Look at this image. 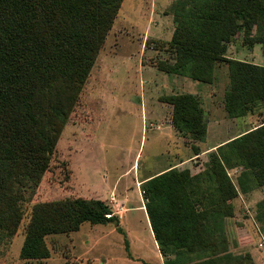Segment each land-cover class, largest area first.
Masks as SVG:
<instances>
[{"label":"trees","instance_id":"1","mask_svg":"<svg viewBox=\"0 0 264 264\" xmlns=\"http://www.w3.org/2000/svg\"><path fill=\"white\" fill-rule=\"evenodd\" d=\"M122 1L0 0V235L4 238L18 229L23 218L20 202L47 170ZM172 10L175 26L166 42L171 61H160L157 68L210 83L215 65L225 63L230 80L224 93L227 115H244L258 102L263 120L216 147L217 154L203 174L172 168L143 182L145 211L163 264H245L244 258L228 250L225 219L232 216L231 202L238 194L228 169L241 166L243 174L251 173L258 185H264V64L226 52L239 34L247 45H264V0H177ZM160 100L172 106L173 125L202 124L203 111L192 94ZM85 222L114 224L129 250L119 216L106 202L66 198L33 206L20 257L48 258L47 235L77 231Z\"/></svg>","mask_w":264,"mask_h":264},{"label":"rangeland","instance_id":"2","mask_svg":"<svg viewBox=\"0 0 264 264\" xmlns=\"http://www.w3.org/2000/svg\"><path fill=\"white\" fill-rule=\"evenodd\" d=\"M176 1H122L47 170L20 202L23 218L16 233L10 238L0 235V264H163L141 207L144 201L136 183L137 170L142 176L175 166L204 150L202 156L179 166L192 174H203L217 154V149L209 153L205 149L218 147L221 140L262 122L263 109L258 102L244 115H227L224 93L230 80L225 63L215 65L210 83L190 79L186 83L184 78L157 68L158 62L171 61L172 51L166 42L175 26L172 9ZM226 54L264 64V45H247L242 34L228 43ZM187 88L198 92L192 95L203 111L202 124L191 128L171 121L173 141H156L158 131L150 122L158 124L164 116H172V108L159 102L160 98L187 94L179 93ZM140 98H145L143 104ZM231 162L235 164V160ZM242 172L238 165L228 169L238 189L231 202L233 214L225 219L228 250L244 258L245 264H264V185H258L251 173ZM66 198L100 199L114 213L121 210L119 225L129 250L124 248V234L114 224L85 222L77 231L47 235L48 258L22 259L20 249L33 206Z\"/></svg>","mask_w":264,"mask_h":264},{"label":"crops","instance_id":"3","mask_svg":"<svg viewBox=\"0 0 264 264\" xmlns=\"http://www.w3.org/2000/svg\"><path fill=\"white\" fill-rule=\"evenodd\" d=\"M164 72V71H163ZM176 78L178 77H182V78H184L183 80H186V81H183V82H188V79H190V78H188V77H185V76H181V75H177V74H173ZM173 76V77H174ZM171 80V82L174 80L173 78L172 79H170ZM175 80H177V79H175ZM190 80H192V79H190ZM194 81H197V80H194ZM180 82V81H179ZM200 82V81H199ZM176 86H178V85H176ZM181 86V84H179V87ZM178 87V88H179ZM179 93H191V94H197L198 95V92L196 91V90H192V89H189V88H187L185 91H183V92H179ZM208 96H212V94L210 93ZM144 100H145V98L143 99V98H140V103H142L143 104V102H144ZM159 102H162V103H165V104H167L169 107L168 108H172L171 107V105L170 104H168V103H166V102H163V101H159ZM202 106V105H201ZM157 120V119H156ZM156 120H153V121H156ZM164 121V122H163ZM162 122H158V124H157V122H155V124H154V122H150V126L151 127H154L155 126V129L158 131V132H156L155 133V137H156V141H162V140H164V138H165V140L167 141V143H169L170 141H171V137H172V133H173V127H172V124H171V119H170V116H168L167 118H165V116H164V120H163ZM165 123V125L162 127V125ZM237 135H234V136H232V137H228V138H225L224 140H221L222 141V143L223 142H226V141H228V140H230V139H232V138H234V137H236ZM174 137V136H173ZM172 141H173V139H172ZM171 141V142H172ZM221 144V143H220ZM219 144V145H220ZM216 147L217 146H211V147H209L208 149H205V151L207 152V153H209V152H211V151H213V150H215L216 149ZM204 151V150H203ZM203 151H201L200 153H197V154H194L190 159H185V160H179L178 161V163L177 164H175V166H169L168 168H163L162 170H158V171H152V172H150V173H146V174H143L142 176L139 174V170H137V180H136V183H137V185L139 186V187H141V184L143 183V182H145L146 180H148V179H150V178H152L153 176H156V175H158V174H160V173H162V172H165V171H167V170H169V169H172V168H178V169H180L179 168V166H182V165H184V164H187L188 162H190L191 160H193V159H195V158H198V157H200V156H202L203 154H204V152ZM134 167V166H133ZM136 169L134 168L133 169V171H135ZM114 187V185L113 186H111L110 187V190H112V188ZM141 189V188H140ZM109 190V191H110ZM100 198H101V196H99ZM122 199V198H121ZM124 201V199H122V201L121 202H123ZM143 205L141 206L143 209H144V211H145V207H144V203H142ZM122 205V204H121ZM124 210V209H123ZM121 210H119V211H117L116 212V214H118V216H120V214L118 213V212H120ZM145 215L147 216V214H146V211H145ZM120 218V217H119ZM148 222V225H149V221H147ZM149 227H150V225H149ZM150 230H151V227H150ZM151 232H152V230H151Z\"/></svg>","mask_w":264,"mask_h":264}]
</instances>
